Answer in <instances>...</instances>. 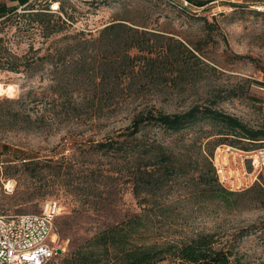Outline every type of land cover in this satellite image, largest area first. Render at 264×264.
Instances as JSON below:
<instances>
[{
    "label": "rangeland",
    "instance_id": "374dc122",
    "mask_svg": "<svg viewBox=\"0 0 264 264\" xmlns=\"http://www.w3.org/2000/svg\"><path fill=\"white\" fill-rule=\"evenodd\" d=\"M192 1L206 5L199 7L190 0H60L58 5L64 11L59 9L56 14L66 20L67 13L72 19L67 21V31L48 40L41 38L23 17L27 8L0 22V215L37 214L46 203L57 202L58 219L72 210L81 213L77 224L80 236L87 239L140 214V199L134 197L127 181L121 191L117 190L118 181L111 179H100V189L95 192L88 190L94 181L89 160L103 176L115 177L109 172L113 158L97 155L91 147L125 129L137 108L155 106L175 113L216 102L217 108L250 127H264V16L258 13H264V0ZM52 2L55 1L36 0L33 6L40 10ZM120 22L154 34L147 36L153 51L168 44L174 48L183 44L198 60L187 53L180 58L183 81L177 87L169 84L164 91L151 87L135 97H124L119 111L113 106L100 111L90 101L98 102L107 95L97 87L100 78L92 85L81 74L83 58L90 61L96 55L83 43L96 39L98 31L111 23ZM143 55L150 56L146 52ZM7 59L18 64L19 73L6 69ZM98 59L104 58L100 55ZM20 99V103H10ZM70 101L83 108L72 111ZM15 112L19 118L13 116ZM28 116L38 129H26ZM208 128L205 126V130ZM200 130L163 136L159 130L149 128L147 135L160 134L167 145L195 158L201 156L197 148L187 150L194 139L203 136ZM262 143L247 144L249 149H255ZM219 149H230L229 165L243 176L241 156L246 152L220 146L214 154L216 166ZM62 157L81 164L79 172H73L68 179L53 176L47 168L41 171L42 177H33L24 164ZM191 169L193 177L171 179L144 205L158 214L151 218L148 239L212 233L220 242L235 245V254L243 256L247 264H264V192L255 185L246 188L241 180L240 187L231 190L243 193L238 198L239 205L228 209L198 197V174L203 166ZM228 173L236 177L231 170ZM55 234L62 254L49 264H62L72 239L57 229Z\"/></svg>",
    "mask_w": 264,
    "mask_h": 264
},
{
    "label": "trees",
    "instance_id": "16d2710c",
    "mask_svg": "<svg viewBox=\"0 0 264 264\" xmlns=\"http://www.w3.org/2000/svg\"><path fill=\"white\" fill-rule=\"evenodd\" d=\"M54 1L47 8L40 10H37L34 4L25 7L27 9L23 17L44 40L67 31L69 28L67 21L71 22L72 19L67 13L66 20H63L52 12L53 3L60 4V0ZM190 1L199 7L206 5L205 2ZM59 9L64 11L63 6L59 5ZM15 11L16 9L11 12L15 14ZM258 13L264 16L263 12ZM147 36L155 35L120 22L111 23L98 31L96 39L84 41V47L96 51V55L90 61L83 58L81 74L84 75L85 81L92 85L100 78L97 87L107 95L98 102L90 101L92 107L96 105L103 111L113 106L119 111L126 98L140 95L146 89L158 87L164 91L169 84H175L174 87L181 84L183 70L180 67V58L186 53L197 59L196 56L183 44H179L177 48L168 44L160 46L158 51H153L154 46L150 44ZM145 52L150 56H144ZM100 55L104 59L99 60ZM7 60L6 69L19 73L18 64ZM25 65L27 67V64ZM75 83H79L78 80L75 79ZM124 97L126 98L123 99ZM21 101L22 99L10 103ZM216 105V102L203 106L193 105L184 112L175 113L164 112L155 106L137 108L125 129L115 136L94 142L91 148L95 154L113 158V168L109 172L114 173L115 177L103 176L99 168L91 167L92 160H89L91 168L89 171L94 181L88 190L95 192L100 189V179H111L118 181L117 190L121 191V185L127 181L131 185L134 197L140 199L139 206L142 212L116 225L101 229L87 239L80 236L77 224L81 215L79 211L72 210L67 215L57 218L58 233L72 239L70 251L62 264H158L166 260H169L170 264H247L243 256L238 257L235 254V245L220 242L212 233L161 236L153 241L147 237L151 218L158 217V214L151 213L144 205L157 196L171 179L193 177L195 173L191 168L194 165L203 166V171L198 174L199 182L196 187L200 199L221 203L228 209L238 207V198L242 197L243 193L230 191L221 185L213 161L214 154L220 146H229L243 152L263 147L264 143L258 148L249 149L247 143L263 142L264 127L252 128L238 117L220 110ZM68 107L72 111L83 108L81 104L71 101ZM1 109L0 107V113ZM13 116L19 118L16 112ZM25 123L28 130L38 129L30 116L25 118ZM205 126L209 128L205 130ZM149 128L159 130L163 136L182 135L187 130L201 128L203 136L194 139L191 148L187 150L190 152L191 149L197 148L201 156L194 158L167 145L160 134L149 137L147 135ZM229 150L225 149L219 153L220 165L229 164L227 153ZM24 164L30 168L33 177H42L41 171L47 168L53 176L62 177L61 179L70 178L73 172L78 173L81 166L77 160L65 157L47 160L44 163L26 161ZM98 171L100 176L96 175ZM235 175L237 178L232 176V180L229 181H234V185L238 186L242 177ZM255 186L264 192V186L259 184Z\"/></svg>",
    "mask_w": 264,
    "mask_h": 264
},
{
    "label": "built area",
    "instance_id": "2783aa9c",
    "mask_svg": "<svg viewBox=\"0 0 264 264\" xmlns=\"http://www.w3.org/2000/svg\"><path fill=\"white\" fill-rule=\"evenodd\" d=\"M58 11V4L52 6V12ZM242 158L241 167L244 175H241V180H244L246 188L256 184L264 186V146L246 152ZM214 165L221 185L228 190L230 188V191L240 187L234 185V181L222 177L224 171L228 169L232 174L239 169L232 170L229 164L224 168ZM235 166L238 167L239 164ZM241 180L239 184H242ZM59 214L58 203L48 202L37 214L0 215V264H49L60 251L55 234Z\"/></svg>",
    "mask_w": 264,
    "mask_h": 264
},
{
    "label": "crops",
    "instance_id": "0c3cea01",
    "mask_svg": "<svg viewBox=\"0 0 264 264\" xmlns=\"http://www.w3.org/2000/svg\"><path fill=\"white\" fill-rule=\"evenodd\" d=\"M36 0H0V22L7 19L14 13H12V10H15L16 12H19L21 9L32 5ZM0 101H1V95H0Z\"/></svg>",
    "mask_w": 264,
    "mask_h": 264
},
{
    "label": "bare ground",
    "instance_id": "6f19581e",
    "mask_svg": "<svg viewBox=\"0 0 264 264\" xmlns=\"http://www.w3.org/2000/svg\"><path fill=\"white\" fill-rule=\"evenodd\" d=\"M221 149H222V148H221ZM221 149L218 150V151H219V152H218V155H219V153H220L221 151H224V150H221ZM216 161L218 162V157H217V160H216ZM217 164H218L220 167H222V168H224L225 166H227V165H220L219 162H218ZM228 172H229V171H227V172L224 171V174H223L224 176H222V177L225 178V179H228V180H232L233 177H232L231 175H229V176L227 175L229 178H228V177H227V178L225 177V174L228 173ZM235 174H236V172H235ZM235 174H234V175H235ZM236 178H237V177H236ZM54 239H55V237H54Z\"/></svg>",
    "mask_w": 264,
    "mask_h": 264
},
{
    "label": "water",
    "instance_id": "95a60500",
    "mask_svg": "<svg viewBox=\"0 0 264 264\" xmlns=\"http://www.w3.org/2000/svg\"><path fill=\"white\" fill-rule=\"evenodd\" d=\"M62 254V251L60 250L59 252H58V255H61Z\"/></svg>",
    "mask_w": 264,
    "mask_h": 264
}]
</instances>
